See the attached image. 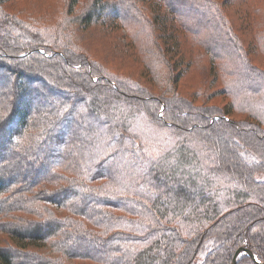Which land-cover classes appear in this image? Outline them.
<instances>
[{
	"label": "trees",
	"instance_id": "trees-1",
	"mask_svg": "<svg viewBox=\"0 0 264 264\" xmlns=\"http://www.w3.org/2000/svg\"><path fill=\"white\" fill-rule=\"evenodd\" d=\"M15 1L0 0V264H233L241 248L255 258L237 264H264V68L231 26L210 17L206 40L163 36L140 0H91L80 15L67 0L44 30L6 12ZM98 27L127 31L154 88L116 72L110 43L85 48L80 33ZM186 37L199 54L180 70L169 55ZM203 58L224 108L180 91Z\"/></svg>",
	"mask_w": 264,
	"mask_h": 264
},
{
	"label": "rangeland",
	"instance_id": "rangeland-1",
	"mask_svg": "<svg viewBox=\"0 0 264 264\" xmlns=\"http://www.w3.org/2000/svg\"><path fill=\"white\" fill-rule=\"evenodd\" d=\"M66 1L67 0H17L12 4L4 6V9L11 14L24 15L30 19L40 20L41 26H44L43 29L45 30L48 26L51 27L60 21L63 16ZM210 1L213 4V9L219 12L215 13V10L210 12V7L207 3L206 5L200 6L202 5V0H172V5L168 0H140L139 4L141 8H143L142 15L144 18L149 20L153 17L158 20L157 23H165V26H159L163 29V36H168L175 31V33L180 34V36L185 35L191 38L189 29L192 28L193 31H196V29L202 30V33H204L203 35L206 36V38L203 37L202 39L206 40L210 36H214L213 34L217 35L216 32L213 33L208 23V18L220 16L226 24L231 26L236 37L241 39L248 48L252 61L264 68V55L261 54L260 49L257 47L253 28L255 16L253 9H264V0ZM90 2L91 0H82L76 15L86 12L90 7ZM191 2H194L200 7H195L196 9L193 10L194 13L190 10V5H193ZM73 18L74 17L69 18L67 22L72 23ZM259 18H261V16H259L258 19ZM166 24L168 26H166ZM104 29L105 31H103ZM48 31L52 32L53 29ZM67 31L72 34L76 33V26L72 23ZM126 32L125 29L112 32L106 31L104 27H98L91 32H81L80 34L84 36L82 40L83 44L86 46L85 48L92 52H97L100 56L104 53V45L110 43L112 49L110 50V55L107 54L106 58L115 63L116 72H119V74L123 76L136 79L147 88H154V84L149 82L146 70L138 62L137 56L131 50L130 46H128V40L124 36ZM105 36L107 37L106 39ZM192 43L191 39H185L182 48L179 50V54L175 56L169 55V58H172V63L176 64L178 69L182 67V57L184 56L181 57V55L184 54L188 60L191 58V53L199 54V49L195 48ZM166 48L169 49L168 46ZM170 50L172 53L178 52L177 49L171 46ZM113 52L115 59L111 60ZM200 62L202 64V67H200L201 69H192L182 79L180 83L181 93L187 97H192V93L195 90H199L202 92V96L198 97L196 104L224 108L230 103L229 99L221 94L212 98V94L219 90L220 83L214 82L215 72H210L211 66L208 58H203ZM234 118L240 120L245 118V116L235 115Z\"/></svg>",
	"mask_w": 264,
	"mask_h": 264
},
{
	"label": "water",
	"instance_id": "water-1",
	"mask_svg": "<svg viewBox=\"0 0 264 264\" xmlns=\"http://www.w3.org/2000/svg\"><path fill=\"white\" fill-rule=\"evenodd\" d=\"M243 252H247L249 255H251L252 257L255 258L254 254H253L250 250H248V249H246V248H241V249L237 252V254H236L235 258H234V262H233V264H237V261H238L239 257L242 255Z\"/></svg>",
	"mask_w": 264,
	"mask_h": 264
}]
</instances>
